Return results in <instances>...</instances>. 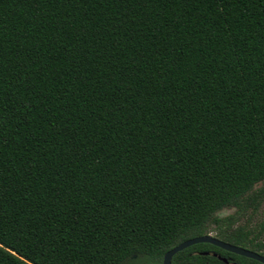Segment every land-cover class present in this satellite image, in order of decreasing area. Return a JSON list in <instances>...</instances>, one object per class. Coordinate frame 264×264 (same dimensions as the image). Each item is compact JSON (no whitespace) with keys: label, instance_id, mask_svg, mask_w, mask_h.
Instances as JSON below:
<instances>
[{"label":"trees","instance_id":"1","mask_svg":"<svg viewBox=\"0 0 264 264\" xmlns=\"http://www.w3.org/2000/svg\"><path fill=\"white\" fill-rule=\"evenodd\" d=\"M263 199L264 0H0V264L263 254Z\"/></svg>","mask_w":264,"mask_h":264},{"label":"water","instance_id":"2","mask_svg":"<svg viewBox=\"0 0 264 264\" xmlns=\"http://www.w3.org/2000/svg\"><path fill=\"white\" fill-rule=\"evenodd\" d=\"M197 243H209L214 246H217L225 251L244 256L247 258L254 259L262 264H264V255L261 253H258L254 250L235 245L226 241H223L211 234H205L200 236H195L189 239H186L184 241H181L180 243L173 246L171 249L166 251L162 258V264H171V260L173 255H175L177 252L184 250L185 248L197 244ZM135 257V255H133ZM218 258L222 259L224 262H227L226 258H223L221 256H218ZM238 264V263H235Z\"/></svg>","mask_w":264,"mask_h":264},{"label":"rangeland","instance_id":"3","mask_svg":"<svg viewBox=\"0 0 264 264\" xmlns=\"http://www.w3.org/2000/svg\"><path fill=\"white\" fill-rule=\"evenodd\" d=\"M260 185H263V183L262 182L258 183V184H256L255 187H258ZM235 210H236V208L233 207V206L225 207V208L221 209L218 212V215L220 217H227V216L233 214L235 212ZM263 218H264V199L262 200V203H261L259 209L257 210V212L255 214H253L252 217L248 221H246L245 219L242 218L240 220V223L243 224V225H247V227L254 228V227L257 226V223ZM209 234L214 236L215 232L212 231ZM262 252H263V255H264V248L262 249ZM123 264H147V263L142 262V260H140L137 257H135L134 261L126 262V263H123Z\"/></svg>","mask_w":264,"mask_h":264},{"label":"flooded vegetation","instance_id":"4","mask_svg":"<svg viewBox=\"0 0 264 264\" xmlns=\"http://www.w3.org/2000/svg\"><path fill=\"white\" fill-rule=\"evenodd\" d=\"M204 253H207V252H204ZM211 254L215 255V256H219V255H216V253H214V252H212ZM225 263H229V261L227 260V262H225ZM235 263H237V262L231 261V264H235ZM161 264H162V261H161Z\"/></svg>","mask_w":264,"mask_h":264}]
</instances>
